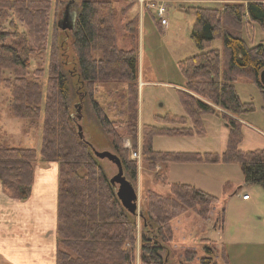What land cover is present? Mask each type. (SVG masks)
Masks as SVG:
<instances>
[{"label": "trees", "instance_id": "16d2710c", "mask_svg": "<svg viewBox=\"0 0 264 264\" xmlns=\"http://www.w3.org/2000/svg\"><path fill=\"white\" fill-rule=\"evenodd\" d=\"M60 1L0 0V93L5 94L9 114L23 121L25 131L37 127L44 114L40 150L0 142L3 190L12 198H29L36 163L57 162L56 264H136L138 250L141 264H168L162 249L173 239L172 220L191 210L204 219H211L219 197L190 183H170L167 176L156 172L157 180L169 183L170 190L161 193L148 188L145 210L141 213L144 232L138 243L136 213L129 212L119 199L116 187L100 163L101 158L95 155L93 148L97 147L79 134L82 120L77 118V106L69 102L70 80L63 68L59 42V28H63L53 18ZM224 1L227 2L221 7L186 6L196 17L192 37L200 49L180 62L185 85L179 92L187 115L158 116L164 123L175 126L146 124L141 138V19L139 14L127 18L137 0L121 8H117L116 0L80 2L75 29L70 30L78 61V79L134 185L137 162L130 158V148L123 145L126 136L133 148L141 140L145 163L152 169L160 164L166 171L174 162L237 161L245 183L264 188V147L250 150L241 147L245 138L242 115L255 110V105L242 101L235 86L239 78L253 80L264 98L260 81L264 70V42L251 46L242 34L245 24L258 23L264 27V0ZM146 12L156 19L154 13ZM119 22L124 23V35L131 44L127 49L119 45ZM217 37L223 39L224 58L219 49L210 48ZM41 54L49 55L47 66ZM83 98L84 95L80 101ZM205 113L217 114L228 126L222 153L154 148L156 135L204 134ZM188 117L193 120V126H187ZM116 125H123V131ZM225 220L223 208L214 227L222 231ZM222 256L224 264H230L224 250ZM211 261L206 256L202 264H211Z\"/></svg>", "mask_w": 264, "mask_h": 264}, {"label": "rangeland", "instance_id": "374dc122", "mask_svg": "<svg viewBox=\"0 0 264 264\" xmlns=\"http://www.w3.org/2000/svg\"><path fill=\"white\" fill-rule=\"evenodd\" d=\"M136 0H116L117 8L135 2ZM81 0H61L54 13V21L57 25L66 16L67 28H59V42L62 45V58L64 71L70 80L69 102L72 106L82 105V124L85 137L94 143L98 150H115L110 144V138L104 131L94 111L93 105L85 93L78 79V61L72 44V33L75 29ZM181 2L183 3L181 5ZM224 0H171L169 2L168 24L163 26L155 14L154 19L145 11L142 23H139V137L146 124L158 126H175L164 123L158 116L168 113L187 115L181 99L179 89H183L185 78L182 74L180 62L200 52L192 37V27L195 15L186 10L190 4H202L206 6L221 7ZM139 5L134 3L127 13L130 19L139 14ZM126 19V18H125ZM124 23H118L119 45L123 48L131 46L128 37L123 30ZM242 34L251 46L264 42V27L258 23L245 24ZM210 48H217L224 58V42L220 37L212 40ZM42 58L46 63L49 55ZM47 72V71H46ZM142 81H146L143 85ZM235 86L242 101L252 102L255 110L242 115L249 126H244L245 138L243 146L254 148L259 144L258 132H264V98L258 85L248 78H239ZM6 92V91H4ZM84 95L83 101H80ZM5 94L0 93V142L12 146H29L41 149L43 117L37 127L25 131L24 126L19 127V132L11 131V127L5 122L9 116V107L4 102ZM218 108V107H217ZM219 109V108H218ZM75 110V109H74ZM79 112L77 113L78 116ZM11 116V115H10ZM16 120V119H15ZM19 120V119H18ZM205 133L192 135H156L153 138V146L162 151L184 152H218L222 153L226 147L224 132L227 125L222 117L217 114H203ZM251 125H250V124ZM187 126H193V120L187 118ZM123 131L124 126L116 125ZM247 128V129H246ZM259 129V130H258ZM251 130V132L249 131ZM256 133V135H255ZM124 146L130 148V158L134 150L141 154V159H133L137 162V178L134 183L138 192V209L136 213L138 243L141 239L143 218L141 213L145 210V200L148 188H153L161 193L170 190L169 183L158 181L155 173L167 176L170 183L184 182L195 185L211 194L219 197V202L211 212V219L202 218L196 211H189L175 218L171 222L173 239L164 244L163 256L168 264H202L203 257L210 256L211 264H224L223 250L229 256L231 262L242 264H264V188L261 185H247L239 162H207L188 161L170 163L165 167L157 165L155 169L149 167L144 160L143 148L139 139L136 148H133L128 136L124 138ZM106 174L111 178L117 172V165L107 158H101ZM127 175V174H126ZM240 186L237 192L236 188ZM248 193L249 200L242 196ZM226 209L225 226L222 231L214 227L217 215ZM139 246V244H138ZM211 252L208 251V248ZM223 247V248H222ZM139 250L137 252V260Z\"/></svg>", "mask_w": 264, "mask_h": 264}, {"label": "crops", "instance_id": "0c3cea01", "mask_svg": "<svg viewBox=\"0 0 264 264\" xmlns=\"http://www.w3.org/2000/svg\"><path fill=\"white\" fill-rule=\"evenodd\" d=\"M142 21L143 19L140 20L141 23ZM145 83L146 81H142L143 85ZM4 119L6 124L9 123L11 131H16V134L19 127H23V121L10 115H6ZM241 120L244 126L252 128L245 119ZM225 126L226 143L229 130L228 126ZM257 135L260 139L256 147L248 148L242 144V149L264 147V132L261 130ZM239 187L234 192H237ZM58 188L57 162L36 163L32 194L25 200L7 195L0 180V264H56ZM228 261L230 264H237L232 262V259L230 262L229 256Z\"/></svg>", "mask_w": 264, "mask_h": 264}, {"label": "water", "instance_id": "95a60500", "mask_svg": "<svg viewBox=\"0 0 264 264\" xmlns=\"http://www.w3.org/2000/svg\"><path fill=\"white\" fill-rule=\"evenodd\" d=\"M67 18L64 16L62 20H60L59 25L63 28H67ZM260 81L264 86V70L260 73ZM82 105L78 104V116L77 118L79 120L82 119L83 114L81 112ZM79 134L80 136L85 139V134L83 130V125L79 124ZM95 155L99 158H107L114 162L117 165V172L114 174L110 181L111 183L116 187V192L121 200L124 207L131 213H137L138 209V192L136 186L131 182V180L128 178V176L125 173L123 163L120 159V157L110 151V150H98L96 148H93Z\"/></svg>", "mask_w": 264, "mask_h": 264}, {"label": "built area", "instance_id": "2783aa9c", "mask_svg": "<svg viewBox=\"0 0 264 264\" xmlns=\"http://www.w3.org/2000/svg\"><path fill=\"white\" fill-rule=\"evenodd\" d=\"M171 0H137V3L140 7V18L143 19L144 12L145 11H151L156 14L159 18V22L161 25L165 26L168 24V12H169V2ZM133 159H141V154L139 151L134 150L131 154ZM244 199H249L250 195L248 193H245L243 195ZM137 264H141L138 260Z\"/></svg>", "mask_w": 264, "mask_h": 264}]
</instances>
